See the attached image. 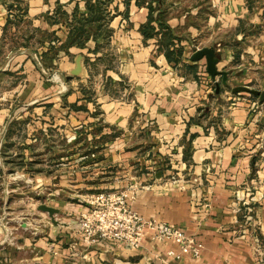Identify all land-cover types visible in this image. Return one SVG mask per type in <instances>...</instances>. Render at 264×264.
<instances>
[{
  "label": "crops",
  "instance_id": "obj_1",
  "mask_svg": "<svg viewBox=\"0 0 264 264\" xmlns=\"http://www.w3.org/2000/svg\"><path fill=\"white\" fill-rule=\"evenodd\" d=\"M137 2L111 0L108 39L79 48L65 40L84 1L0 0V174L3 162L24 166L58 213L34 259L157 264L177 251L147 238L128 250L75 237L88 194L133 190L140 216L203 246L197 260L168 264H264V109L226 91L240 80L264 91V0ZM149 8L154 34L143 37ZM202 48L228 74L218 93L220 77L190 61Z\"/></svg>",
  "mask_w": 264,
  "mask_h": 264
},
{
  "label": "built area",
  "instance_id": "obj_2",
  "mask_svg": "<svg viewBox=\"0 0 264 264\" xmlns=\"http://www.w3.org/2000/svg\"><path fill=\"white\" fill-rule=\"evenodd\" d=\"M264 109L262 104H259ZM135 192L98 191L88 194L84 203L86 210L75 224L74 235L85 247L102 242H119L128 250H137L147 238L150 242H170L177 251H165L164 257L157 256V264H168L167 259L179 261L183 258L197 260L203 246L196 238L184 234L179 228L154 219H145L129 205ZM243 226L255 233V222L247 218Z\"/></svg>",
  "mask_w": 264,
  "mask_h": 264
},
{
  "label": "rangeland",
  "instance_id": "obj_3",
  "mask_svg": "<svg viewBox=\"0 0 264 264\" xmlns=\"http://www.w3.org/2000/svg\"><path fill=\"white\" fill-rule=\"evenodd\" d=\"M241 82L236 86L258 90L251 80L245 84ZM233 85L226 88L227 93ZM240 94L246 96L245 93ZM1 168L4 175L0 174V264H39L41 260L34 259L37 258L34 253L38 255L40 252L39 245L34 247L33 244L42 241L49 224L55 225L58 213L51 220L38 210V206L44 204L55 208L56 198L49 196L52 195L50 192L35 187L36 183L30 176H25L28 172L25 173L24 166L3 162ZM35 168L38 167L34 166L33 173L37 170Z\"/></svg>",
  "mask_w": 264,
  "mask_h": 264
},
{
  "label": "trees",
  "instance_id": "obj_4",
  "mask_svg": "<svg viewBox=\"0 0 264 264\" xmlns=\"http://www.w3.org/2000/svg\"><path fill=\"white\" fill-rule=\"evenodd\" d=\"M84 1L86 14L76 16V10L72 14V19L67 23L68 33L65 40L66 46H73L83 48L84 44L92 39L94 41L102 39L106 41L109 36V31L103 29L106 23V7L111 0H82ZM129 0H125V6ZM135 3H138L135 0ZM139 4V3H138ZM151 8H149V16L147 22L141 26L140 32L143 37L153 36V28L150 23L153 21L151 17ZM158 23L157 21H155ZM163 29L166 27L159 23ZM165 58L167 61L171 60V52L165 51ZM175 61V60H174Z\"/></svg>",
  "mask_w": 264,
  "mask_h": 264
},
{
  "label": "water",
  "instance_id": "obj_5",
  "mask_svg": "<svg viewBox=\"0 0 264 264\" xmlns=\"http://www.w3.org/2000/svg\"><path fill=\"white\" fill-rule=\"evenodd\" d=\"M201 60L205 62V71L206 74L214 80L216 77H220V83L215 84V92L218 93L220 89V85L225 86L227 82L228 74L225 71L217 69L218 58L215 54L214 48H202L196 50L190 57V61L193 63H197ZM231 94L236 95L240 93H245L255 98L259 104L264 106V91L255 90L247 86H237L230 90ZM38 210L46 213L49 219H53V216L57 214V210L41 204L38 206Z\"/></svg>",
  "mask_w": 264,
  "mask_h": 264
}]
</instances>
